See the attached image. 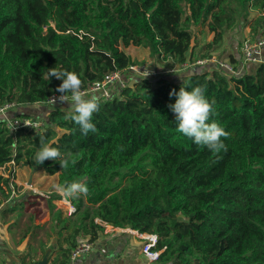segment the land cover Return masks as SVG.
I'll return each mask as SVG.
<instances>
[{
	"label": "trees",
	"instance_id": "16d2710c",
	"mask_svg": "<svg viewBox=\"0 0 264 264\" xmlns=\"http://www.w3.org/2000/svg\"><path fill=\"white\" fill-rule=\"evenodd\" d=\"M242 24L253 39L264 36V0H0V107L14 103L16 118L46 123L38 133L0 123V167L14 162L59 174L62 188L77 181L89 188L68 197L75 208L68 215L32 193L16 198L20 187L0 175V218L16 246L28 240L14 262L35 264L51 249L50 264H72L79 243L98 242V220L157 235L153 250L163 252L156 264H264V62L240 71L241 50L234 49L216 58L235 73L218 63L195 65ZM199 25L212 35L200 48ZM131 46L172 60L185 74L174 81L134 74L133 85H110V99L91 92L115 72L126 77L136 64L124 50ZM55 67L76 72L83 90L100 99L95 132L82 133L67 103L47 104L61 95L62 81L47 75ZM198 86L215 102L211 119L230 133L226 151L213 153L177 131L170 93ZM38 104L48 108L44 119L21 111ZM41 135L69 157L67 169L34 162ZM37 206L49 212L47 222H36Z\"/></svg>",
	"mask_w": 264,
	"mask_h": 264
},
{
	"label": "rangeland",
	"instance_id": "374dc122",
	"mask_svg": "<svg viewBox=\"0 0 264 264\" xmlns=\"http://www.w3.org/2000/svg\"><path fill=\"white\" fill-rule=\"evenodd\" d=\"M255 15L256 13L252 12L250 18L254 17ZM250 30L251 29L249 27L247 26L244 27V25L242 24L239 27H235L232 30L227 31L222 41L219 43L220 47L216 55L213 56V59L220 56L226 57L230 47L240 51L242 48L241 45H243V43L247 39H253V36L250 35L251 34ZM193 31L200 43L199 48L201 47V45L207 43L212 39V35L208 32V29L205 25L204 26L199 25L195 27ZM124 50L131 57V59L136 62L135 65L149 72L147 76L149 78L162 76L169 81L171 80L174 81V80H179L185 74L183 70L178 69L179 66H177L175 62H173L172 60L160 61V59H158L156 56H152L151 52L147 48L131 46ZM127 73L128 75H126ZM124 76H126L125 78H122L124 83L126 84L127 82L129 85H133L135 79L134 73L128 71L124 73ZM114 90H115L114 87L111 86V88L106 89L107 94L105 95L102 94V96L105 99H110L112 97ZM18 111L19 108L13 109L12 111H10V114L13 117H15ZM21 111L27 113L29 116L34 115L35 117L42 119H44L48 115V108L42 104H38L34 106H23L21 107ZM10 171L11 172L14 171L15 177L11 175ZM8 172L12 179V182L16 184L18 188L20 187L19 189L20 192L25 194L28 193L27 196L32 193L41 197V200H39L40 203L43 202L42 199L51 201V203H53L58 209H62L65 213H67L66 208L69 205L65 204L66 205L65 206L64 200L67 201L69 204H71V202L68 200V197L64 195V192L62 191V187H60L59 174H56L54 176H49L44 172H34L31 171L29 168H23L21 166H16V165L7 166L6 173L8 174ZM31 175H33L32 179L30 178ZM30 181H31V185H29ZM33 210L41 211V216L39 219H37L36 221L37 223L40 224L45 223L50 219L49 212L44 207L37 206L34 207ZM96 222L104 227V231L103 233H101L98 242L94 244L95 246H97L99 252L98 260H100V263L98 264H130V262H132L135 259L136 260L141 259L142 255L140 251L134 252L132 250V247L137 243L136 245H138L141 250V248L143 247V245L141 246L142 239L140 240V238H138L137 236L122 231L123 229L115 230L110 225H105V223H101L98 220ZM6 228L7 227L4 224L3 226H0V233H1L0 240L2 241V244L0 243V264H13L10 258L16 256L21 258L24 255V251L26 250L25 247H27L28 240L24 241L20 246H16L14 240L12 239V236L9 233H8L9 235L7 234ZM137 240L139 241L137 242ZM111 242L113 247V248L111 247V249H114L113 252L114 254L112 253L111 255L107 256V253L109 251V249H107L108 247L107 245H109ZM104 248L106 249L105 251L103 250ZM47 250H50L49 263H48L50 264L51 259L53 258L51 257L52 251L51 249H47ZM45 253L42 255V257L39 260L35 261V264L43 259ZM90 255L91 254H89L84 258H87Z\"/></svg>",
	"mask_w": 264,
	"mask_h": 264
},
{
	"label": "clouds",
	"instance_id": "9594fccd",
	"mask_svg": "<svg viewBox=\"0 0 264 264\" xmlns=\"http://www.w3.org/2000/svg\"><path fill=\"white\" fill-rule=\"evenodd\" d=\"M47 75L49 78L55 77L62 81L56 89L61 95L50 99L53 105L57 100L67 103L70 118L80 126L82 133L87 135L89 132H95L97 129L92 120L101 106L97 95L83 90V81L76 72L60 71L55 67L48 69ZM170 96L176 97L175 103L168 107L175 114L179 133L192 139L196 145L207 147L213 153L227 150L224 140L230 136V133L211 119L216 115L215 102H209L203 87L198 86L190 91L181 87L178 93L173 90ZM7 109L8 105L0 107V123L6 124L12 131L15 127H13V119L9 116L10 112ZM38 126L37 124L36 127ZM47 160L59 161L62 169H67L70 163L66 154L62 153L58 147H54L51 140L41 135L34 162L42 165ZM71 163L74 164L75 160H71ZM62 191L66 197L78 198L81 195L86 196L89 188L86 183L77 181L67 185Z\"/></svg>",
	"mask_w": 264,
	"mask_h": 264
},
{
	"label": "built area",
	"instance_id": "2783aa9c",
	"mask_svg": "<svg viewBox=\"0 0 264 264\" xmlns=\"http://www.w3.org/2000/svg\"><path fill=\"white\" fill-rule=\"evenodd\" d=\"M218 63L222 67L226 68L231 73H235L234 68L232 65L228 62L220 61L216 58L213 59V57L209 60H200L195 63V65H206L207 63ZM264 62V37H260L259 39H247L241 48V70L244 69L248 64L252 63H263ZM188 66H193V64H189ZM130 71H132L134 74L141 75L147 77L149 72L145 69H142L138 67L137 65H133L130 67ZM118 83L121 88H125L127 86V83L125 84L122 80V73L121 72H115L109 76H107L106 80L102 83H98L94 85L91 92H102L103 95L107 94L106 89L110 88L111 84ZM88 92V91H87ZM60 95H54L50 99H54L59 97ZM48 100L47 104H53L51 100ZM59 102V100H57ZM56 102V103H57ZM8 105L7 111L10 112L11 110L15 109L16 105L14 103L6 104ZM4 106V105H3ZM1 106V107H3ZM10 116V115H9ZM13 119V118H12ZM39 125L36 127V125ZM13 127L15 131L17 130H24V131H34L36 133L42 132L45 127L46 123L44 120H35L33 118H24V119H13ZM9 165H15L14 162H11L7 164L4 167H0V175L3 177L11 178L7 172V166ZM12 180V179H11ZM22 192L20 190H15L13 192V196L16 198L21 196ZM69 206L66 208V212L68 215H71L74 213L75 208L73 205L68 204ZM119 230V229H118ZM122 231H125L127 233L134 234L138 238L144 240L143 247L141 249L142 255L144 256L146 260V264H155V262L158 260L159 256L162 254L163 250H153L158 243V236L157 235H149V234H141L138 231H133L131 229H123ZM94 251V244L89 241H82L79 243L77 248L72 252L71 255V263L74 264L78 259H83L84 257L88 256Z\"/></svg>",
	"mask_w": 264,
	"mask_h": 264
},
{
	"label": "crops",
	"instance_id": "0c3cea01",
	"mask_svg": "<svg viewBox=\"0 0 264 264\" xmlns=\"http://www.w3.org/2000/svg\"><path fill=\"white\" fill-rule=\"evenodd\" d=\"M234 50V48H232V47H230L229 48V52L228 53H230V51H233ZM240 61H241V52H240ZM250 69H252V70H254V67H250ZM0 226H3V224H2V220H1V218H0ZM115 229V228H114ZM115 230H118V229H115ZM6 231H7V228H6ZM7 234H8V232H7ZM0 235H1V233H0ZM9 235V234H8ZM134 235V234H133ZM141 240V239H140ZM0 243L2 244V241L0 240ZM27 246H28V243H27ZM108 247H107V249H109V251H108V253H107V256H109V255H111L113 252H114V249H111V247H112V242L109 244V245H107ZM26 248V247H25ZM113 248V247H112ZM131 248V247H130ZM104 251L106 250L105 248L103 249ZM129 251V250H128ZM140 251V253H141V255H142V252H141V250H139ZM98 249H97V246H95L94 245V251L91 253V255L89 256V257H87V258H83V259H78L74 264H98V263H100V260H98ZM9 254V253H8ZM114 254V253H113ZM143 258V259H142ZM10 260H12V262H13V264H16V263H19V260H17L16 262H14V259H13V257L12 258H10ZM145 260V258H144V256L142 255V257H141V259H139V260H133L132 262H130V264H146V260ZM20 264V263H19Z\"/></svg>",
	"mask_w": 264,
	"mask_h": 264
},
{
	"label": "water",
	"instance_id": "95a60500",
	"mask_svg": "<svg viewBox=\"0 0 264 264\" xmlns=\"http://www.w3.org/2000/svg\"><path fill=\"white\" fill-rule=\"evenodd\" d=\"M32 176L33 175H31V177H30L31 179H32ZM29 185H31V181L29 182ZM62 189H64V187ZM49 255H50V250H47L43 259L36 264H48L49 263Z\"/></svg>",
	"mask_w": 264,
	"mask_h": 264
},
{
	"label": "bare ground",
	"instance_id": "6f19581e",
	"mask_svg": "<svg viewBox=\"0 0 264 264\" xmlns=\"http://www.w3.org/2000/svg\"><path fill=\"white\" fill-rule=\"evenodd\" d=\"M65 204H69V203H68L67 201L64 200V205H65ZM65 206H66V205H65Z\"/></svg>",
	"mask_w": 264,
	"mask_h": 264
}]
</instances>
